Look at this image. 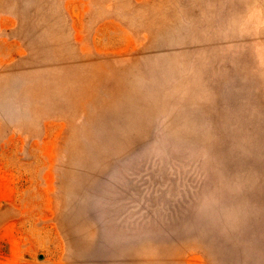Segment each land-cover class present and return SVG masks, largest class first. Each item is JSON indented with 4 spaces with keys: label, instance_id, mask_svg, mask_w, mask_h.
Segmentation results:
<instances>
[{
    "label": "rangeland",
    "instance_id": "obj_1",
    "mask_svg": "<svg viewBox=\"0 0 264 264\" xmlns=\"http://www.w3.org/2000/svg\"><path fill=\"white\" fill-rule=\"evenodd\" d=\"M0 264H264V0H0Z\"/></svg>",
    "mask_w": 264,
    "mask_h": 264
}]
</instances>
